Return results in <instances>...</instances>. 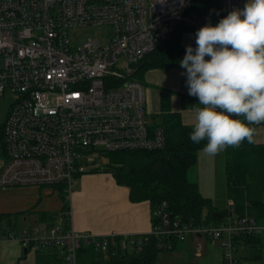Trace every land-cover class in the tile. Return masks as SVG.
<instances>
[{
	"label": "built area",
	"instance_id": "1",
	"mask_svg": "<svg viewBox=\"0 0 264 264\" xmlns=\"http://www.w3.org/2000/svg\"><path fill=\"white\" fill-rule=\"evenodd\" d=\"M190 1L0 0V92L7 88L16 96L3 124L0 189L65 183L70 197L76 178L94 168L103 153L163 148L165 130L150 120L144 86L132 76L175 25L196 30L204 25L199 15L186 12ZM244 3L222 0L223 16ZM87 26L111 30L104 42L71 43L70 31ZM166 206L163 201L152 210L151 230L143 235L79 233L67 206V229L53 223L0 230V244L14 240L32 250L54 245L64 264H79L82 242L106 251L116 236L129 249L151 235L184 241L206 234L219 240L222 264H238L233 236L264 229L249 215L232 214L219 225L194 226L172 217ZM163 243L158 245L172 247Z\"/></svg>",
	"mask_w": 264,
	"mask_h": 264
},
{
	"label": "trees",
	"instance_id": "2",
	"mask_svg": "<svg viewBox=\"0 0 264 264\" xmlns=\"http://www.w3.org/2000/svg\"><path fill=\"white\" fill-rule=\"evenodd\" d=\"M186 12L205 16L212 24L223 17L222 3L216 0H191ZM191 30L194 27L189 24L181 22L175 25L165 40L142 57L133 75L143 74L152 68H173L178 65L180 54L185 52L181 45L182 35ZM160 126L165 130L163 148L106 152L100 155L99 164L96 163L88 173H110L117 184L128 188L131 201L148 200L152 210L165 201L172 217L194 226L219 225L231 214L233 217L249 215L256 222L264 223V142L244 141L238 147L229 146L223 151L226 202L219 208L211 198L199 192L195 182L188 179V172L197 163L198 152L206 141L200 144L191 142V125L183 124L180 115L175 112L165 115ZM0 141L5 153L3 126L0 127ZM229 200L231 205H228ZM63 209H67V203ZM64 227L68 228L67 222ZM122 240L123 237L116 236L109 242L106 251L96 248L91 241L82 242L77 251L78 263L155 264L160 252L172 249L158 244L164 242L173 245L176 239H160L151 235L129 249L122 247ZM258 240L259 236L252 234L233 236L236 247L246 243L255 244ZM34 251L36 264H64L54 245H41Z\"/></svg>",
	"mask_w": 264,
	"mask_h": 264
},
{
	"label": "crops",
	"instance_id": "3",
	"mask_svg": "<svg viewBox=\"0 0 264 264\" xmlns=\"http://www.w3.org/2000/svg\"><path fill=\"white\" fill-rule=\"evenodd\" d=\"M195 31L191 30L182 35L181 45L195 46ZM185 52L180 54L182 59ZM207 58V57H206ZM147 71H151L148 69ZM166 79L171 83L152 84L145 88V97L149 118L154 123H160L167 114L178 113L185 125H192L195 108L201 107L198 99L190 96L187 91L186 77L182 75L184 69L180 64L171 69L162 71ZM146 71L143 73V77ZM143 85V83H142ZM144 86V85H143ZM158 120V121H156ZM254 142H264V123L255 125ZM80 177V188L72 190L67 200L70 208L71 226L79 233H91L98 237L114 233L116 235H143L150 232L152 227V208L150 202H133L129 198V190L126 186L117 184L110 173H86ZM100 181L101 185H90L89 180ZM51 188L50 187H45ZM45 188L37 187H12L0 189V211L17 212L23 214V221L32 222L28 228L39 221H48L46 225L53 224L49 218L51 211L59 210L64 216V200L56 190L59 199L44 198L43 194H53L43 191ZM43 189V190H41ZM207 197V196H206ZM214 197V196H208ZM1 217H7L8 213H0ZM31 216L35 217L30 220ZM0 218V219H2ZM16 221V220H15ZM51 221V222H49ZM65 221V220H64ZM18 229L15 227H1L0 230ZM259 240L255 243L241 244L236 247L238 264H264V229L259 234ZM203 236L188 237L184 245L177 251L167 253V250L159 253L155 264H172L174 256H179L180 264H222L221 249L216 241L208 242ZM197 245L199 248L197 249ZM175 244L172 245V249ZM263 250V254H262ZM191 252L193 258H191ZM0 264H36V253L32 249H25L14 240H7L0 244Z\"/></svg>",
	"mask_w": 264,
	"mask_h": 264
},
{
	"label": "clouds",
	"instance_id": "4",
	"mask_svg": "<svg viewBox=\"0 0 264 264\" xmlns=\"http://www.w3.org/2000/svg\"><path fill=\"white\" fill-rule=\"evenodd\" d=\"M179 64L188 94L201 105L190 141H206L202 151L211 156L254 142V125L264 123V0H245L198 28Z\"/></svg>",
	"mask_w": 264,
	"mask_h": 264
},
{
	"label": "rangeland",
	"instance_id": "5",
	"mask_svg": "<svg viewBox=\"0 0 264 264\" xmlns=\"http://www.w3.org/2000/svg\"><path fill=\"white\" fill-rule=\"evenodd\" d=\"M150 2H154V0H149ZM220 3H222V0H216ZM199 19L201 23H209V20L205 16H199ZM111 28L106 26H87V27H79L74 31H70L69 33V39L71 43L77 44L80 42H83L85 40L90 39H100L101 42H104L105 39H107V35L110 32ZM172 69V67L169 68H152L151 71H146V74L144 77L143 74L133 75L132 79L136 81H140L144 85V89L149 87L147 84H163V83H171L172 81L165 78V75L162 74V71H166L167 69ZM15 94L10 92L9 89H5L3 92H0V127L3 126L7 113L10 110L11 106L13 105L15 101ZM44 103L49 104L51 100V96L45 94L43 96ZM163 119V118H161ZM158 121V120H156ZM161 122V121H160ZM223 151L218 153L215 156H211L202 150L198 152V158L197 163L190 168V171L188 172V179L190 182H195L197 184V188L199 192L205 197V196H214L210 197L213 204L220 207H223L226 202V194H225V176H224V170H223ZM6 163V156L3 152V148L1 147V141H0V169L2 166ZM99 164V161L97 162ZM101 163V162H100ZM98 173V172H96ZM104 173V172H103ZM86 174V173H85ZM90 174V173H89ZM90 185H101L100 181H92L91 179L88 181ZM80 188V177H77L75 180V184L72 187V190H77ZM52 189L53 194H43L44 198H55L56 201L59 199V196L56 194V190L61 193V197L64 200V204H66L68 200L69 193L66 190L67 184L60 183L58 185H54L51 188H45L43 191H50ZM209 198V197H208ZM0 213H8L9 215L7 217H4L0 219V228L2 227H15L22 228L30 225L32 222H26L23 221V214L21 211L17 212H7V211H0ZM35 217L31 216L30 220H34ZM52 222L63 225L65 223L64 216L61 214L59 210L51 211L50 218ZM16 220V221H15ZM49 221V222H51ZM48 222V221H47ZM46 221H39L37 225L41 228H43L46 224ZM261 235V233H260ZM205 239H208V242L216 241L215 243L218 244L219 240L212 239L211 236H206V234L203 235ZM175 247L173 249L167 250V253H172L173 251H177L180 246L184 245L183 241L174 240ZM220 246V244H219ZM263 254V250H262ZM264 257V254H263ZM191 258H193V253L191 252ZM174 261L178 262L180 264V258L179 256H174ZM192 262H189L188 264H191ZM176 264V263H172Z\"/></svg>",
	"mask_w": 264,
	"mask_h": 264
}]
</instances>
